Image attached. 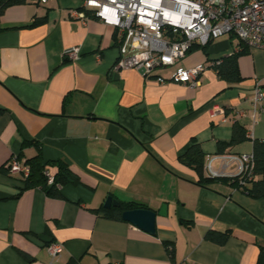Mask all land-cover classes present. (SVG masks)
<instances>
[{"label":"crops","instance_id":"crops-1","mask_svg":"<svg viewBox=\"0 0 264 264\" xmlns=\"http://www.w3.org/2000/svg\"><path fill=\"white\" fill-rule=\"evenodd\" d=\"M81 7L48 0L10 7L0 19V264H258L264 200L218 179L236 176L232 157L252 155L254 141H264V100L254 102L257 86L264 93V50L224 36L184 59L186 68L204 67L196 87L159 84L117 70L115 30L92 12L71 14ZM35 17L46 21L23 27ZM75 47L79 58L67 60ZM243 47L242 81L228 84L211 61ZM236 123L247 140L219 154ZM193 142L205 154V176L217 181L199 184L179 161ZM38 153L43 163L67 164L79 184L60 188V197L20 191V179L1 168ZM56 171L48 166L50 176ZM109 197L155 212V234L92 211L108 209ZM210 230L231 236L219 245L205 239ZM52 243L63 246L56 257Z\"/></svg>","mask_w":264,"mask_h":264},{"label":"built area","instance_id":"built-area-1","mask_svg":"<svg viewBox=\"0 0 264 264\" xmlns=\"http://www.w3.org/2000/svg\"><path fill=\"white\" fill-rule=\"evenodd\" d=\"M81 12L73 16L86 19L85 11L115 30L119 56L117 70L135 69L145 79L159 84L178 83L196 87L203 66L186 68V56L195 48H205L224 36L235 38L249 49L264 50V0H81ZM48 0H39L45 5ZM80 48L65 53L67 60H77ZM168 71L166 76L160 72ZM255 104L262 103L260 86L254 91ZM237 175L252 174L253 156L232 157ZM224 165L223 167H225ZM7 171L23 183L30 166L18 156L6 163ZM48 184L52 176L47 171ZM48 250L53 257L63 251L60 243Z\"/></svg>","mask_w":264,"mask_h":264},{"label":"trees","instance_id":"trees-1","mask_svg":"<svg viewBox=\"0 0 264 264\" xmlns=\"http://www.w3.org/2000/svg\"><path fill=\"white\" fill-rule=\"evenodd\" d=\"M29 3H39V0H0V19L3 13L10 7L26 5ZM90 11H86V15L90 16ZM92 17H95L92 15ZM46 17H35L33 21L25 26L24 28H34L38 25L45 23ZM3 31L0 23V32ZM205 49V48H203ZM247 52V48L243 47L239 53H235L230 57L223 58L222 60H212V67L216 71L218 77L228 84H235L242 81V77L238 67V57ZM247 140V132L238 123L233 126L232 138L229 142L218 144V153L224 154L228 148L240 144ZM30 143L24 142L23 146ZM253 169L250 177L247 175H236L232 177H223L221 180L225 184H229L235 187L252 199H263L264 200V141L255 140L253 144ZM21 157V156H19ZM179 161L194 169L199 176V184L204 185L217 180L209 179L204 174V161L205 154L202 152L198 143L193 142L188 149L179 157ZM30 166V174L23 181V187L20 191L41 188L46 192L47 195L52 197H60V188L79 184V179L68 167L67 164L61 161L43 163L41 154L38 153L35 157L25 160ZM48 166H55L57 168L56 173L52 176V183L48 184ZM2 171L8 174L6 165L1 168ZM135 209H147L142 204L135 202H120L119 207H111L108 209L92 210L95 213L101 212L106 219L122 221V213L125 211ZM231 236L229 230L225 232L208 231L205 239L207 241L223 245ZM169 255L173 261L174 252L173 248L168 247ZM258 264H264V248H260L258 255Z\"/></svg>","mask_w":264,"mask_h":264},{"label":"water","instance_id":"water-1","mask_svg":"<svg viewBox=\"0 0 264 264\" xmlns=\"http://www.w3.org/2000/svg\"><path fill=\"white\" fill-rule=\"evenodd\" d=\"M119 207V203L113 201L110 197L104 203V208ZM166 214V207H161L159 215ZM155 217L156 213L150 210L135 209L130 211H125L122 213V218L124 221L129 222L136 227L146 231L150 234H155Z\"/></svg>","mask_w":264,"mask_h":264},{"label":"rangeland","instance_id":"rangeland-1","mask_svg":"<svg viewBox=\"0 0 264 264\" xmlns=\"http://www.w3.org/2000/svg\"><path fill=\"white\" fill-rule=\"evenodd\" d=\"M233 40L235 41L236 39H235V38H233ZM183 64H184V61H183Z\"/></svg>","mask_w":264,"mask_h":264}]
</instances>
